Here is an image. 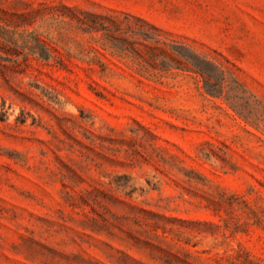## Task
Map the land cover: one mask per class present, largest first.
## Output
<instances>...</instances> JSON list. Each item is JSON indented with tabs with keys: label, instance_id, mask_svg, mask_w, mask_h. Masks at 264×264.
<instances>
[{
	"label": "rangeland",
	"instance_id": "rangeland-1",
	"mask_svg": "<svg viewBox=\"0 0 264 264\" xmlns=\"http://www.w3.org/2000/svg\"><path fill=\"white\" fill-rule=\"evenodd\" d=\"M0 8V264H264V0Z\"/></svg>",
	"mask_w": 264,
	"mask_h": 264
},
{
	"label": "trees",
	"instance_id": "trees-1",
	"mask_svg": "<svg viewBox=\"0 0 264 264\" xmlns=\"http://www.w3.org/2000/svg\"><path fill=\"white\" fill-rule=\"evenodd\" d=\"M0 13L4 16L7 14L1 8ZM21 23L16 24L6 18H0V69H18L26 66L29 57L37 53V45L43 48V54L38 57L44 61L49 59V50L45 43L32 33L26 34V30L20 31ZM5 63H9L10 67Z\"/></svg>",
	"mask_w": 264,
	"mask_h": 264
}]
</instances>
